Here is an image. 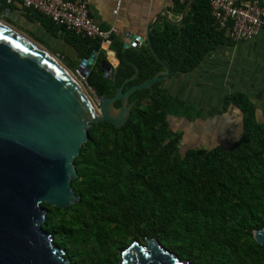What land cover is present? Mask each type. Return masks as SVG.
<instances>
[{
    "label": "trees",
    "instance_id": "obj_1",
    "mask_svg": "<svg viewBox=\"0 0 264 264\" xmlns=\"http://www.w3.org/2000/svg\"><path fill=\"white\" fill-rule=\"evenodd\" d=\"M172 1L179 14L189 2ZM210 1L195 0L177 26L165 22L151 29L153 48L172 74L193 71L218 43L230 42L211 26ZM0 5L1 16L9 9L3 20L59 55L72 71L97 53L85 81L99 99L164 70L148 46L122 50L114 45L119 65L113 85L101 68L105 58L96 41L30 9L22 8L18 21L11 16L18 10L15 4L0 0ZM160 85L130 95L128 102L135 104L121 128L99 123L88 130L71 181L79 201L64 210L42 204L47 211L43 231L72 264H114L120 261L117 246L123 252L132 242L147 239L192 264H264L263 248L253 240V232L264 228V116L257 117L242 92L224 96L221 110L203 113ZM230 106L241 113L235 141L227 147L180 151L181 134L172 130L173 118L192 121L222 114ZM119 107L117 101L114 108Z\"/></svg>",
    "mask_w": 264,
    "mask_h": 264
},
{
    "label": "water",
    "instance_id": "obj_2",
    "mask_svg": "<svg viewBox=\"0 0 264 264\" xmlns=\"http://www.w3.org/2000/svg\"><path fill=\"white\" fill-rule=\"evenodd\" d=\"M194 1L189 0L182 20ZM150 28L145 40L165 73L125 92L118 87L112 97L103 95L96 107L67 67L0 22V264H72L43 231L47 211L41 205L64 210L77 203L79 196L71 187L77 177L74 161L88 130L99 123L121 128L135 104L128 102L130 95L151 90L172 75L153 48ZM95 60L92 52L80 61V77L88 76ZM101 68L114 85L115 70L107 61ZM117 101L120 107L115 109ZM253 240L264 251V228L253 232ZM121 258V264H192L155 239L145 240V245L132 242Z\"/></svg>",
    "mask_w": 264,
    "mask_h": 264
},
{
    "label": "crops",
    "instance_id": "obj_3",
    "mask_svg": "<svg viewBox=\"0 0 264 264\" xmlns=\"http://www.w3.org/2000/svg\"><path fill=\"white\" fill-rule=\"evenodd\" d=\"M86 2L89 15L94 22L103 30L113 31L107 46H101L96 42L100 46L104 61H107L115 72L119 60L112 46L119 45L122 50L139 49L147 46L145 37L149 26L151 31L155 26L162 28L165 22L177 26L182 21L183 12L181 14L175 12L172 0H86ZM16 6L18 12H12L11 16L22 21L20 16L22 7ZM117 7V13L113 14ZM130 36L138 38L142 45L133 44ZM65 49L67 54H71L69 47ZM95 54L97 57V53ZM164 73L165 70L158 75ZM160 88L202 110L203 113L211 108L221 110L224 96L242 92L254 105L257 117L264 116V31H260L255 38L248 41L218 43L205 54L196 69L187 74H172L161 82ZM172 123L179 127L177 131L181 134L180 148H205L204 145H208V148L227 147L240 134L241 113L230 106L222 114L192 121L176 117L171 120V125ZM172 130L176 132L174 128Z\"/></svg>",
    "mask_w": 264,
    "mask_h": 264
},
{
    "label": "built area",
    "instance_id": "obj_4",
    "mask_svg": "<svg viewBox=\"0 0 264 264\" xmlns=\"http://www.w3.org/2000/svg\"><path fill=\"white\" fill-rule=\"evenodd\" d=\"M7 5H18L30 9L52 21L56 26L73 32L81 38L97 41L101 46H107L112 30L101 29L89 15L86 0H4ZM183 2L184 0H180ZM118 7L113 11L116 14ZM211 26L214 31L224 33L231 42L248 41L264 31V0H211ZM138 46L142 41L132 40ZM75 77L84 83L97 102L100 99L87 86L84 77L73 71ZM106 76L108 74L106 73ZM79 81V82H80ZM81 83V82H80Z\"/></svg>",
    "mask_w": 264,
    "mask_h": 264
},
{
    "label": "rangeland",
    "instance_id": "obj_5",
    "mask_svg": "<svg viewBox=\"0 0 264 264\" xmlns=\"http://www.w3.org/2000/svg\"><path fill=\"white\" fill-rule=\"evenodd\" d=\"M3 16H1L0 15V22H4V23H6V24H8L9 26H11L12 28H14V29H16V30H18V31H20L21 33H23V34H25L26 36H28V37H30L31 39H33L36 43H38L40 46H42L44 49H46L57 61H59L61 64H63L64 65V63L62 62V59L59 57V55H57V54H54L51 50H49L46 46H44V45H42V44H40L39 42H37L33 37H31L28 33H26V31H24V30H20L19 29V27H17V26H15V25H13V24H10V23H8V22H6L5 20H3V18H2ZM65 66V65H64ZM66 67V66H65ZM72 74L74 73L72 70H70V69H68ZM74 75V74H73ZM75 76V75H74ZM77 78V80L78 81H80L79 80V78L78 77H76ZM81 82V84H82V86L84 87V89L89 93V95H90V98H91V102H92V104L93 105H95L96 107L98 106L97 105V102H96V100H95V97H94V95H93V93L90 91V90H88L87 88H86V86L84 85V83L82 82V81H80ZM258 118H260V117H258ZM173 124V123H172ZM178 125H176V124H173V125H171V127L172 128H174V130L176 131V133L178 134V133H180L179 131H177L178 129H179V127H177ZM208 145H204V147L206 148ZM182 147V146H181ZM208 148V147H207ZM184 150V148H181L180 149V151H183ZM52 239H53V237H52ZM140 245H145V241H144V243H139ZM117 246V245H116ZM120 246H117L116 247V249H115V254L117 255V256H119L120 255V261H114V264H121V262H122V258H121V254H122V252H120L121 250H120V248H119ZM63 248H68L67 246H65V247H63ZM123 252H125V250L123 251ZM121 253V254H120Z\"/></svg>",
    "mask_w": 264,
    "mask_h": 264
},
{
    "label": "bare ground",
    "instance_id": "obj_6",
    "mask_svg": "<svg viewBox=\"0 0 264 264\" xmlns=\"http://www.w3.org/2000/svg\"><path fill=\"white\" fill-rule=\"evenodd\" d=\"M13 30H14V28H13ZM14 31H16V30H14ZM18 34L21 35L27 42H30V43L34 44L36 47H38L44 54H46L48 57H50L54 62L60 63L46 49H44L42 46H40L39 44H37L30 37L26 36L25 34H23L21 32L18 33ZM71 76L73 77V79L76 82V84L83 90V92L86 95V97L91 101V98H90L89 93L84 89V87L82 86V84L77 80V78L73 74H71Z\"/></svg>",
    "mask_w": 264,
    "mask_h": 264
}]
</instances>
